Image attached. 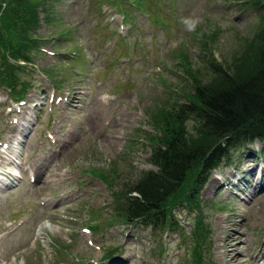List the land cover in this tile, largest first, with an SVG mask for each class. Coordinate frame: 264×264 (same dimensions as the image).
I'll return each instance as SVG.
<instances>
[{"label":"rangeland","instance_id":"374dc122","mask_svg":"<svg viewBox=\"0 0 264 264\" xmlns=\"http://www.w3.org/2000/svg\"><path fill=\"white\" fill-rule=\"evenodd\" d=\"M41 1L40 73L23 69L15 90H0V167L21 170L0 189V264H264L261 144L232 152L198 196L189 176L168 204L175 232L155 234L121 210L166 139L152 116L175 112L200 80L219 83L218 67L248 73L264 11L245 0ZM194 125L188 117L176 128ZM11 143L14 166L1 160ZM244 159L255 162L236 171ZM36 172L52 182L31 183Z\"/></svg>","mask_w":264,"mask_h":264},{"label":"trees","instance_id":"16d2710c","mask_svg":"<svg viewBox=\"0 0 264 264\" xmlns=\"http://www.w3.org/2000/svg\"><path fill=\"white\" fill-rule=\"evenodd\" d=\"M245 1L264 11V0ZM139 3L142 5L143 0ZM40 5L44 13L48 4L41 0H0L2 84L21 75L23 69L16 62L23 61L29 66L42 56L40 47L44 41L34 34ZM12 30L16 34L14 42L10 37ZM260 33L257 51L249 58L252 66L245 61L246 69L251 68L248 73L238 75L218 67L215 72L219 74V83L203 85L204 81L200 80L193 95L186 96V102L175 112L164 111L158 117L152 116L157 127L165 129L163 136L166 139L163 142L159 137L152 148L151 162L156 171L144 173L121 195V210L126 221L154 232L177 231L168 204L189 176L195 173L196 196L206 181L204 176L222 160L227 161L232 152L255 142L264 143V19ZM25 70L28 67H24V73ZM191 79L195 85L197 78L191 76ZM188 117L196 124L192 126L193 133L176 128L177 123L182 125Z\"/></svg>","mask_w":264,"mask_h":264},{"label":"bare ground","instance_id":"6f19581e","mask_svg":"<svg viewBox=\"0 0 264 264\" xmlns=\"http://www.w3.org/2000/svg\"><path fill=\"white\" fill-rule=\"evenodd\" d=\"M103 100V99H101ZM104 100H106V98H104ZM17 130V129H15ZM19 141L15 142V146L14 149L16 148L18 151V145ZM13 146H12V143L11 145L9 146V148L7 147L6 151H4V157L1 158V160L5 161V165H9V166H14L16 165V161L18 159V155L16 156L15 153H13L12 151H8L9 149H12ZM33 166V165H32ZM35 169H37L36 166H34ZM3 173H4V180H1L0 179V187L2 186V184H6L8 185L9 183H11L12 179H10L9 181L6 180V178H9L11 176L13 177H16L17 175L20 176L21 175V171H18L16 170V167L15 168H11V169H6V168H3ZM50 174V172H48ZM47 176V178H46ZM46 176H40L39 173H37V177H36V180H35V184L39 182H45V183H51L52 181H49V176L46 174ZM215 182V181H214ZM234 261V259H233Z\"/></svg>","mask_w":264,"mask_h":264},{"label":"clouds","instance_id":"9594fccd","mask_svg":"<svg viewBox=\"0 0 264 264\" xmlns=\"http://www.w3.org/2000/svg\"><path fill=\"white\" fill-rule=\"evenodd\" d=\"M184 23L188 26V29L189 30H193L194 29V26L197 25L199 23V21L196 20V19L189 18V19H186L184 21Z\"/></svg>","mask_w":264,"mask_h":264}]
</instances>
